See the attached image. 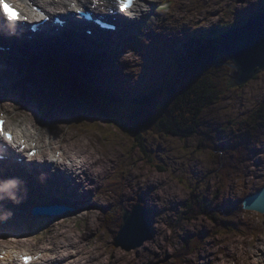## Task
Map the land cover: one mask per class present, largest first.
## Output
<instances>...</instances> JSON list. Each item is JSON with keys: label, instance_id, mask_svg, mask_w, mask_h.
I'll use <instances>...</instances> for the list:
<instances>
[{"label": "rangeland", "instance_id": "374dc122", "mask_svg": "<svg viewBox=\"0 0 264 264\" xmlns=\"http://www.w3.org/2000/svg\"><path fill=\"white\" fill-rule=\"evenodd\" d=\"M257 1L177 0V7L172 8V11L176 12L179 9L180 15L177 18H171V20L180 21L182 26L191 23L197 24V29L202 31L204 27L213 23L215 25L231 23L235 17L233 13H238L246 18L245 16L250 15L251 10L257 6ZM260 4L261 7L264 6V1ZM147 26L150 27V25ZM126 57L128 59L126 66H129L127 68L130 69L123 70L125 77L120 79L123 85H118L116 88H123L127 94H137L148 86L152 87L162 83L164 80L169 79L173 73L172 68H169L166 64L167 60L163 56L135 58L129 54ZM220 60L229 62L226 57L220 58ZM212 73L211 85L214 89H221L222 92L216 93L214 101L204 107L199 117L197 134L191 138L167 137L158 132L157 125L162 110L160 105L153 114L152 122L144 131L145 143L141 150L134 148L136 142L133 138L128 137L124 130L110 122H106L104 119L96 123L87 122L79 109H76L74 115V118H77L78 121L71 119L72 124H66L82 129L89 126L88 129H85L88 133L86 135L87 141L99 139L104 146L100 150L101 154H108L106 165L109 158H111V169L99 184L102 190L105 187L104 182L107 177L115 171H119L117 175L119 181L123 183L120 188L123 189L124 187V189L117 193L108 191L104 194L99 193L98 202L106 203L104 196H108L110 206L116 204L115 217L119 214L117 222L120 224L122 214L120 206L128 207L127 203L132 204L141 200L151 211V219L155 222L152 223L153 228L160 226L162 231L164 229L162 239L165 240L168 248L166 253L156 261L151 260L150 257L155 254L158 255L160 252L157 249L160 245L158 241L146 242L141 248L130 251L141 258V264H193V262L199 263L198 258L202 255L208 257V259L200 263L211 261V264H213L214 259V264H221L227 255L224 248L227 246L235 247V244L239 242L256 243L260 240L262 251H264V235L262 234L264 232V216L262 217V215L252 212L242 213L238 218L239 222L246 221L251 227L250 229L243 228L244 232L241 234L229 231L234 228L226 224H221L223 225L221 227L219 222H213L205 216H198L191 223L185 222L182 216L185 211L182 209V204L191 194L194 197L201 196L205 202L209 201L211 203L214 199L213 195L218 189L224 188V190H221L225 197L224 201L229 198L240 201L247 194L264 185V153L260 152L258 155L251 157L253 161L257 162V166H253L251 161H245L244 164L234 168L232 164L230 166L229 161L226 159L220 162L217 160L223 153L226 158L237 161L245 151L248 145L247 137L244 134V129L247 127L246 121H249L253 111L264 103V70L259 71V74L255 75L247 84L231 86V88H227L226 85V77H229L230 74L227 68L212 69ZM35 92L54 109V115L50 117L61 121L73 118V115H65V109H63V114L58 112L60 108L53 102L48 89L36 90ZM106 109L108 111H124L122 108L109 106H106ZM110 113L118 125L125 118L121 113L116 115ZM65 122L68 123V121ZM50 123L52 122L50 121ZM105 125L112 126V129L115 130L113 131ZM204 144H218L219 149L213 150ZM255 146L259 151L261 149L264 151V138L259 139ZM96 149L99 150L100 145H96ZM134 159H137V162H133ZM250 173L253 176L249 175ZM133 174H138V176L134 175L136 178H133ZM102 175L103 173L100 176L102 177ZM148 181L150 182L148 183ZM158 183H161V185ZM154 185L155 187L150 192L153 196L157 194L159 197H163L162 204H158L156 201L154 203L150 202L152 197L146 199L141 193L131 194L135 189L137 192H141L143 189ZM129 188H131V192ZM126 191L128 193L127 198L124 197ZM121 203L124 204L120 205ZM105 206L107 204L103 205V207ZM83 215L97 216V219L93 221L96 223L94 230H92L93 233L88 234V236H93L98 254L102 255L101 261L104 260L103 263L109 264L113 260H118L120 264H127L134 259V254L125 257L123 253L127 251L114 247L113 240L115 237L112 238L111 233L105 235V231L100 229V222L104 219L101 209L94 210L89 214L79 213L77 216ZM35 228L36 226L32 225L27 232ZM252 228L258 229L259 234L257 236L252 237L249 233ZM171 233L174 239L170 235ZM186 240L191 242L187 248L190 253L181 260H175L174 253ZM170 242H173V245L170 246ZM262 256L263 254L260 255V260ZM160 258L165 259L160 261Z\"/></svg>", "mask_w": 264, "mask_h": 264}, {"label": "trees", "instance_id": "16d2710c", "mask_svg": "<svg viewBox=\"0 0 264 264\" xmlns=\"http://www.w3.org/2000/svg\"><path fill=\"white\" fill-rule=\"evenodd\" d=\"M259 11L260 10H258V12ZM256 12L257 11H254V13ZM235 20L236 19L234 18V21ZM234 21L229 24L224 23L223 25H215L211 27L205 40L199 38L198 35H192V41L188 43L189 48L187 49V55L191 59L189 65L182 63L181 48L174 47V53H176L178 59L181 60H178V65L175 64L173 58L170 59V62L172 66L174 65L176 68L180 66L183 69L182 72L178 74L177 78L173 77L169 82L167 81V83L162 85L159 90L161 94L166 96L164 109L167 115L161 118L158 124L160 132L164 135L168 136L172 134L187 137L195 134L199 126V117L204 107L209 105L216 93L222 92L221 89H214L213 85H211L213 76L212 69H222L225 67L220 65L219 68L215 65L219 61L225 62V60H220V58L223 57L217 53L219 44L218 36L231 31L236 25ZM181 76H184L183 78L188 77L192 80V83L188 88H184L183 82L180 81ZM195 78L197 79L195 80ZM72 90L77 92V89L74 87H72ZM87 100L88 99H86V101ZM109 100L114 102L112 99ZM126 100L128 99H125L124 103H126ZM89 105L93 108V116L106 118L107 121L124 130L127 136H131L137 145H142V138L145 134L144 131L151 121L154 105L146 102L144 99H133L125 106V110L128 112L126 116L128 117L127 121H123V123L119 125L114 118L103 113L102 110L96 106L94 101L91 100ZM249 121V133H253L257 136V138L251 137V140L259 139L258 136L264 135V103ZM251 152H255L253 146L250 147L247 152L242 154L241 160L244 162V159ZM192 200L193 199H190L188 201L190 208L195 207L199 202L201 211H204L203 203L199 201V199L198 202L195 201L191 204L190 202H192ZM187 211L188 209L186 212ZM194 214L195 212L189 209L188 215L193 216ZM225 219L230 220L233 223L236 222L235 224L238 223L236 215L227 216Z\"/></svg>", "mask_w": 264, "mask_h": 264}, {"label": "bare ground", "instance_id": "6f19581e", "mask_svg": "<svg viewBox=\"0 0 264 264\" xmlns=\"http://www.w3.org/2000/svg\"><path fill=\"white\" fill-rule=\"evenodd\" d=\"M58 2H59V5L66 6V1L65 0H58ZM140 16H142V14H140V13L137 14V18H139ZM20 30L21 29H18L17 31L19 32ZM45 32L46 31H44V33ZM93 33L96 36L103 35L102 27L100 25H98L96 28H94V32ZM18 35H19V33H18ZM67 39L72 40L70 37H68ZM6 45H7V42H6ZM43 46H44L43 43H41V48ZM47 46L50 48V52L52 54L67 53L66 57L68 59H70L72 62L77 63L78 64L77 65L78 68H79V66L82 67V68H85L87 66V63L84 62V60H83V54L81 52L77 51V50H73L70 43L67 42L66 46H64L62 48H57V47H53L52 48L49 45H47ZM10 49H13V48H10ZM60 57H62V56H60ZM168 58H169V60L171 59L169 55H168ZM66 65L68 67L71 66L69 63H66ZM126 67H129V66H126ZM4 79H5V76H0V82H2L1 80H4ZM6 87H8V86H6ZM6 107H10V106L6 104ZM71 137H78V140L75 142V144H73V145L71 144V146H73V148H78L79 150H81L84 153L88 152V141H87L86 132H84L83 130H79L76 134L72 135ZM93 151L94 150H91L89 152V157H88L89 160H92V166L91 167L87 166L88 162H87V159H86V162L83 163V166L85 167V170L82 172V174H77V175L72 176L74 181H75V183H79L80 190L82 189L84 182L91 183L95 187H97V184L102 180V178L111 169V158H109V160L107 161V165H106V159L102 160L101 156H99L96 152H93ZM95 153L97 154V156L95 155ZM64 158L66 160L70 161V164H71L72 168H76V164H75V161L73 159H69V157L66 154L64 155ZM105 168H106V170H105ZM101 173H103L102 177L100 176ZM134 175H136V177L138 176V174H133L132 175L133 178H136ZM15 176H16V174H15ZM22 178H23V181H24L25 185H28L29 183H28L27 179H25V177H23V176H22ZM32 178H34V174L32 175ZM47 180L49 181V179H47ZM149 182L150 181H148V183ZM158 184L161 185V183H158ZM0 187L11 190L10 188L5 187L1 182H0ZM109 187L110 188L107 191L111 192L112 191V188H111L112 185L109 186ZM154 187H155V185L151 186L150 188H147V189L145 188L141 192H137L136 189H135L134 192H131V188H129V191L131 192V194H133V193H141L142 195H144L146 197V199L148 197H152V199H151L152 201L149 200L150 202L154 203L156 201V203L162 204L163 197H159V195H157V194H154V196H153V194L150 192V190L152 188H154ZM52 188L53 187H48L46 192L51 191ZM118 188L121 189V190L124 189V187L122 189V188H120V186ZM5 189H1L0 188V228L5 230L6 232H9L10 234H21V233L25 232L28 223L31 222V221H35L37 223L38 222L48 223V222H51V221L54 220V219L49 218V217H37V218L32 217L30 215V212L32 211L33 208H35V206L39 207L40 204L39 203H35V201H33L32 198L27 196V195L10 193V192H7ZM66 191H67V189H63V192H66ZM158 191H161V190H158ZM127 194L128 193L126 191L124 193V197L125 198H127V196H128ZM68 197L77 198V197L73 196L72 194H69ZM104 198H105V202L106 203L98 202L97 205H95V210H99L103 205H106V204H107V206H110V203H109L110 202V198L108 196H106V195L104 196ZM122 201H125V200H122ZM73 205H74V203H73ZM159 206H161V205H159ZM88 210H90V209H81L80 212L81 211H88ZM86 217L88 218V224L90 226V229L94 230V228L96 226V223H94L92 221V217L91 216H89V217L86 216ZM71 219H72L71 223L73 224V223H75V221H77L78 218L71 217ZM152 223H155V222L152 221ZM57 225H59V230L64 229L65 233H72L73 229L75 228V226L71 227V225L69 223H67L66 220H63V221L59 222ZM107 230L109 231V233H112L111 230L108 227H107ZM163 234H164V229L162 231V228L160 226H158L157 228H155V227L152 228V236H151L152 240H149L147 243L157 242L158 241L160 243V245L157 247V249L160 252L158 253V255L157 254H155L154 256L151 255V257H150L151 260L156 261L157 259H159L160 256L164 255L166 253V251H167L168 247L166 246L165 240L162 239ZM170 235L173 236L172 233ZM56 236H58V234ZM75 237L76 236L74 235V238ZM173 239H174V236H173ZM72 242L75 243V244H79L81 241H79L77 239H73ZM55 244L56 243H54V245ZM169 245L170 246L173 245V242H170ZM261 245H262V242L260 240H258L255 244L250 245L254 249L253 251L250 250L247 247V245H245V244H243L242 246L238 245L237 247L227 246L224 249L227 252L228 257H230V259H231V264H255L254 263V258L257 256L256 252H261L262 251ZM239 252H241V254H239ZM132 254H134V253L133 252H124L123 253V255L125 257L126 256H130ZM93 259L97 260L96 256L94 258H92L91 261ZM164 259L165 258H160V261H162ZM207 259H208V257H205V256L202 255L201 257L198 258L199 263L193 262V264L194 263L195 264H211V261L210 262H205V263H200L201 261H207ZM134 261H138V262H134ZM141 261H142L141 258L139 256L135 255L134 259L131 262L129 260L130 263H127V264H141ZM103 262H104V260H103ZM114 263L118 264L119 262L116 261ZM258 264H260V262H258Z\"/></svg>", "mask_w": 264, "mask_h": 264}, {"label": "water", "instance_id": "95a60500", "mask_svg": "<svg viewBox=\"0 0 264 264\" xmlns=\"http://www.w3.org/2000/svg\"><path fill=\"white\" fill-rule=\"evenodd\" d=\"M218 53L229 60V63L225 65H228L231 70L229 74L231 86L247 84L259 74V71H263L264 12L227 32L221 40ZM242 208L264 214V186L258 193L245 199L242 202ZM123 213L120 234L128 235L133 239L132 245L127 247V250H131L141 246L144 241V234L148 229L147 211L136 206L132 212L124 211ZM139 213L140 216L137 219ZM120 244L116 243V245Z\"/></svg>", "mask_w": 264, "mask_h": 264}, {"label": "snow or ice", "instance_id": "6c2138e0", "mask_svg": "<svg viewBox=\"0 0 264 264\" xmlns=\"http://www.w3.org/2000/svg\"><path fill=\"white\" fill-rule=\"evenodd\" d=\"M133 0H121V9L126 10L127 8L131 7ZM0 8L3 10V15L7 17L9 21L15 22L18 20L19 12L14 11L10 4L6 2V0H0ZM0 128H2V125H0ZM6 139H11L10 136H7Z\"/></svg>", "mask_w": 264, "mask_h": 264}, {"label": "clouds", "instance_id": "9594fccd", "mask_svg": "<svg viewBox=\"0 0 264 264\" xmlns=\"http://www.w3.org/2000/svg\"><path fill=\"white\" fill-rule=\"evenodd\" d=\"M223 38V37H222ZM222 38H219V43H221V40H222ZM218 55H220L219 53H218ZM221 56V55H220ZM222 57V56H221ZM10 215V214H9Z\"/></svg>", "mask_w": 264, "mask_h": 264}]
</instances>
